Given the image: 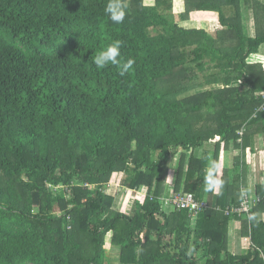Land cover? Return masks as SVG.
Segmentation results:
<instances>
[{
  "label": "trees",
  "instance_id": "trees-1",
  "mask_svg": "<svg viewBox=\"0 0 264 264\" xmlns=\"http://www.w3.org/2000/svg\"><path fill=\"white\" fill-rule=\"evenodd\" d=\"M176 1L126 0L116 24L107 0H0V264H113L109 240L119 264H264V171L248 184L264 150V0H181L175 15ZM202 11L215 34L181 25ZM117 40L135 60L123 76L93 63ZM209 159L219 194L205 191ZM116 174L147 190L129 213L105 190ZM245 187L254 219L227 213ZM173 193L209 206L168 212Z\"/></svg>",
  "mask_w": 264,
  "mask_h": 264
},
{
  "label": "rangeland",
  "instance_id": "rangeland-1",
  "mask_svg": "<svg viewBox=\"0 0 264 264\" xmlns=\"http://www.w3.org/2000/svg\"><path fill=\"white\" fill-rule=\"evenodd\" d=\"M147 1L149 2L150 0H147ZM182 4L183 3H182L181 0H177L175 2V7H174L175 15H177L179 12L184 10V6ZM246 8L244 7L245 13H246L245 18L247 19L248 24L251 25L252 24V20L251 19H253V17H251L252 11L249 10L248 7H246ZM180 23H181V25H183L185 27L204 28L207 31H209L211 34H215L216 31L218 29H220L221 26H222L219 23V17H218L217 13H216V17H215L214 13H205V12H194V13L191 14L190 20H188L186 22L182 21ZM252 25L254 26V19H253V24ZM253 26H250L251 29H252ZM200 77H201V79L204 78L202 74L200 75ZM216 86H219V85H216ZM209 88L210 87H207L205 89H209ZM200 90H203V88L202 89H198L196 91H193L192 93L199 92ZM252 156H253V154H252ZM176 158H175V161H174V166L178 167V159H176ZM233 160L234 159L232 157L231 161L233 162ZM248 163L250 165H252V162H251L250 158H248ZM258 171L260 173L261 169L258 170ZM171 172L169 174L170 175L169 178L166 179V183L168 185V188H169L170 192L173 189H175V186H176L175 178H174L176 171L173 169ZM250 173H251V169L249 171V174ZM124 177H125V174H116L114 179L111 181L110 185L108 187H106L105 190H106V192L108 194H112V195L116 196V207H119L121 210L126 211V212L129 213V212L132 211V208H133V205H134V201L137 199V196H136L137 192L134 189L129 188L128 186H126L123 183ZM143 189H146V188L143 187ZM245 189L248 190L247 187H245ZM146 192H147V190H140V194H143V193H146ZM234 234H235V229L233 231L231 230V234H230L231 235V240H232L231 246H232L233 249H235V250H233L234 252L235 251L241 252L242 249H243V245L244 244L248 245V241L246 240L245 243L243 241H241L242 239L238 240V241H236V240L234 241L233 240ZM107 250H108L109 257L112 260V263L113 264H119V249L112 247V245L110 243V240L107 243Z\"/></svg>",
  "mask_w": 264,
  "mask_h": 264
},
{
  "label": "clouds",
  "instance_id": "clouds-1",
  "mask_svg": "<svg viewBox=\"0 0 264 264\" xmlns=\"http://www.w3.org/2000/svg\"><path fill=\"white\" fill-rule=\"evenodd\" d=\"M128 5L126 0H107V4L104 8L105 14L110 18L113 23L121 24L124 22L127 15ZM121 41H115L107 45L103 50L97 54L93 60V63L98 69H103L109 65H114L119 68V74L121 76L127 74L133 69L135 64L134 59H128L126 62H121ZM220 169V164L215 160L209 159V165L206 169V175L204 176V184L206 192H213L219 194L220 189L223 186V181L217 175ZM136 191V190H135ZM137 194L140 192L136 191ZM136 194V196H137ZM254 216L249 219H254ZM192 249H189V255Z\"/></svg>",
  "mask_w": 264,
  "mask_h": 264
},
{
  "label": "built area",
  "instance_id": "built-area-1",
  "mask_svg": "<svg viewBox=\"0 0 264 264\" xmlns=\"http://www.w3.org/2000/svg\"><path fill=\"white\" fill-rule=\"evenodd\" d=\"M252 197L250 193L244 189V200L239 207H232L227 209L228 214H243L246 213L248 216H251V205L258 201V198L253 195ZM256 198V200H255ZM164 208L166 211L170 212L173 209H188L191 212V215H197L203 209H206L209 204L207 201L198 200L192 193L184 194V193H173L168 194L164 197Z\"/></svg>",
  "mask_w": 264,
  "mask_h": 264
},
{
  "label": "crops",
  "instance_id": "crops-1",
  "mask_svg": "<svg viewBox=\"0 0 264 264\" xmlns=\"http://www.w3.org/2000/svg\"><path fill=\"white\" fill-rule=\"evenodd\" d=\"M202 12H205V13H214L215 14V17H216V13L215 12H212V11H202ZM194 13V12H193ZM252 17V16H251ZM252 20V24H253V19ZM250 25V26H253V25ZM251 29V27H250ZM252 30V29H251ZM257 148V152L253 154V156H251V162H252V165L251 166V173L249 174V179H248V184L249 186L251 187V193L254 194V191H255V187L257 185V183H262L263 182V168H264V150L261 149V147L257 144L256 146ZM232 154H228L226 160H227V165L230 167L232 166ZM254 163V164H253ZM261 169V172L259 173L258 170ZM249 189V187H248ZM235 229V234L233 236V240L235 241H238V240H241L245 243V241L247 240L245 237L243 238V236H240V230H239V226L237 223H232L231 224V228H230V233H231V230L233 231ZM248 241V240H247ZM232 244V240L230 241V249L231 250H235L232 248L231 246ZM243 249H244V245H243ZM242 249V250H243Z\"/></svg>",
  "mask_w": 264,
  "mask_h": 264
}]
</instances>
